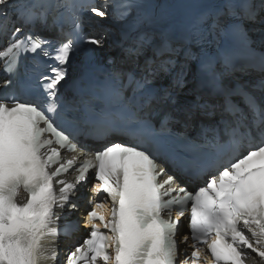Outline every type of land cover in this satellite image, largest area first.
<instances>
[{
	"label": "snow or ice",
	"instance_id": "snow-or-ice-1",
	"mask_svg": "<svg viewBox=\"0 0 264 264\" xmlns=\"http://www.w3.org/2000/svg\"><path fill=\"white\" fill-rule=\"evenodd\" d=\"M150 7L146 0H0V58L10 53L4 71L19 77L18 93L0 98V264L58 259L56 251L44 255V238L59 235L53 225L90 170L101 181L93 191L111 199V218L96 211L101 204L92 207L85 217L88 238L67 254L66 264H245L247 250L264 258L254 246L264 243V96L219 81L210 60L199 67L213 84L211 96L185 89L190 61L222 33L240 35V20L229 17L252 19L255 5L224 0L216 12L178 27L157 23ZM60 9L54 23L61 38L42 36L38 27ZM84 11L128 25L119 47L129 68L83 75L69 99L60 89L72 59L104 45L103 37L85 35ZM28 57L47 69L36 77L34 97L31 80L20 74ZM231 63L225 55L224 64ZM146 109L165 113L159 130L143 116ZM197 121L195 137L172 131ZM83 128L128 134L137 146L113 143L91 158L64 159L62 151H76ZM157 153L203 178L204 186L194 192L173 187L175 178L156 163ZM70 170L78 173L75 179L62 178ZM21 190L27 194L22 200ZM174 208L179 215L165 219ZM188 210L191 239L210 250L211 260L188 244V236L178 239L180 217ZM188 247L194 248L190 256Z\"/></svg>",
	"mask_w": 264,
	"mask_h": 264
},
{
	"label": "bare ground",
	"instance_id": "bare-ground-1",
	"mask_svg": "<svg viewBox=\"0 0 264 264\" xmlns=\"http://www.w3.org/2000/svg\"><path fill=\"white\" fill-rule=\"evenodd\" d=\"M146 2L151 5V7L147 10L151 17L154 18V16L160 14V16H164L166 19L173 18L171 22L174 23L175 20L178 21L183 18H191L194 20L196 17L205 12L214 13L217 11V9L223 7L224 0H146ZM121 24H123L124 27H128V25L122 22ZM120 28L123 27H114L109 25L104 26V30L107 33L111 32L117 34L115 36L116 39L120 37L118 34V30ZM254 30L255 31H252L250 34H254L255 36L258 32H264V14L262 15L261 21L258 23V28ZM256 30L259 31L257 32ZM104 40L106 39L104 38ZM103 47L108 48L106 43H104ZM182 227L184 229L186 228L185 225H182ZM46 247L49 249L50 246L47 245ZM43 251L47 252V249L44 248ZM48 260L43 264H48Z\"/></svg>",
	"mask_w": 264,
	"mask_h": 264
},
{
	"label": "rangeland",
	"instance_id": "rangeland-1",
	"mask_svg": "<svg viewBox=\"0 0 264 264\" xmlns=\"http://www.w3.org/2000/svg\"><path fill=\"white\" fill-rule=\"evenodd\" d=\"M106 39V38H105ZM105 41V40H104ZM186 226V225H185Z\"/></svg>",
	"mask_w": 264,
	"mask_h": 264
}]
</instances>
